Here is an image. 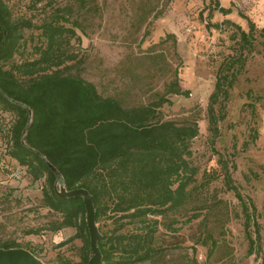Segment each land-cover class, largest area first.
Masks as SVG:
<instances>
[{
  "label": "rangeland",
  "instance_id": "1",
  "mask_svg": "<svg viewBox=\"0 0 264 264\" xmlns=\"http://www.w3.org/2000/svg\"><path fill=\"white\" fill-rule=\"evenodd\" d=\"M6 1L15 19H31L35 25L24 29L25 45L8 67L36 57L35 48L43 40L38 26L62 8L69 17L67 26L74 25L80 36L65 45L78 54L61 66L66 73L93 82L103 96L116 97L128 107L164 94L176 70L182 87L190 90L189 96L170 94L173 104L164 103L160 111L165 119L198 113L200 132L192 142V162L200 169L197 188L178 217L177 231L158 218L156 244L164 247V254L147 264H264V0H220L227 7L235 3L227 17L245 30L248 20L240 12L256 24L252 45L231 38V29H209L208 12L201 16L204 0ZM225 18L215 11L211 21ZM169 33L175 35L176 46L173 37L162 42ZM220 72L227 79L214 103L215 132L209 106ZM14 117L0 111V244L15 241L44 264H58L59 255L80 261V239L62 244L76 228L53 229L60 215L43 205V180L34 181L9 155ZM224 162L244 199L256 207L260 231L251 225L258 241L252 253L244 205L226 184ZM215 197L226 202L228 216L227 208L223 215L206 214L203 207ZM194 213L202 214L185 223ZM102 225L104 231L111 227L107 218ZM205 233L218 242L211 255Z\"/></svg>",
  "mask_w": 264,
  "mask_h": 264
},
{
  "label": "trees",
  "instance_id": "2",
  "mask_svg": "<svg viewBox=\"0 0 264 264\" xmlns=\"http://www.w3.org/2000/svg\"><path fill=\"white\" fill-rule=\"evenodd\" d=\"M204 1L201 16L208 12L209 29H231V38L252 45L257 31L253 20L240 12L248 20L247 31L227 17L233 12L234 2L227 7L220 0ZM215 11L226 18L211 21ZM65 13L57 8L38 26L43 40L35 48V58L8 67L25 45L24 29L35 25L31 19H15L7 1L0 0V111L15 116L9 131V155L27 169L34 181L43 180V205L60 215L53 229L76 228V233L62 244L82 241L80 261L59 255L58 264H89L93 256L84 197L61 196L57 191L61 185L68 191L85 188L90 192L101 234L98 246L102 264L152 263L164 254V247L156 244L158 218L167 219V228L177 231L178 217L197 188L200 169L192 162V142L200 132L198 113L192 115L191 111L183 119H165L160 111L164 103L173 104L170 94L189 96L190 90L182 87L176 70L165 93L149 104L128 107L116 97L103 96L93 82L61 68L78 58L65 45L73 38L80 40L75 26H67L69 17ZM261 30L264 35V27ZM172 37L175 35L169 33L162 42ZM222 74L209 106L211 129L215 132L214 103L227 79ZM224 165L226 184L244 205L252 253L258 241L251 233V225L254 223L260 231L256 207L244 199L228 164ZM203 208L206 214H218L227 208L229 215L228 205L221 198L215 197ZM201 214L189 215L185 223ZM105 218L111 224L106 231L102 229ZM205 234L211 242V255L218 242L212 233ZM0 248L22 246L11 241L0 244Z\"/></svg>",
  "mask_w": 264,
  "mask_h": 264
},
{
  "label": "water",
  "instance_id": "3",
  "mask_svg": "<svg viewBox=\"0 0 264 264\" xmlns=\"http://www.w3.org/2000/svg\"><path fill=\"white\" fill-rule=\"evenodd\" d=\"M53 171L60 175L58 170L51 165ZM58 193L63 197L83 196L86 206V218L88 229L90 233V245L93 251V256L89 261V264H102V255L98 246V240L101 236L98 226L95 221V209L93 199L90 192L85 188H76L72 191H68L64 186H61ZM0 264H44L39 258H37L31 251L25 248H0Z\"/></svg>",
  "mask_w": 264,
  "mask_h": 264
}]
</instances>
